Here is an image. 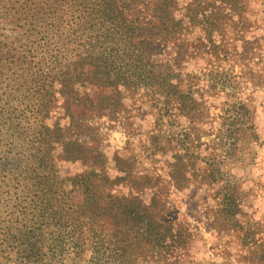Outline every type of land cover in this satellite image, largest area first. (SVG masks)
<instances>
[{"label":"trees","instance_id":"obj_1","mask_svg":"<svg viewBox=\"0 0 264 264\" xmlns=\"http://www.w3.org/2000/svg\"><path fill=\"white\" fill-rule=\"evenodd\" d=\"M247 1L0 0V75L22 88L0 98V125L11 130L6 139L0 132L1 147L10 139L0 178L13 183L17 201L15 212L0 214V264L189 262L195 233L168 218L161 178L138 171L132 153L114 150L108 159L101 129L124 124L127 94L151 107L154 123L175 110L189 126L163 159L166 184L212 181L191 135L211 122L220 92L221 118H232L235 137L227 152L239 138H256L252 108L236 100L233 85L234 69L245 75L255 49L239 33ZM230 115L240 118L237 128ZM166 140L149 130L140 154L167 153ZM64 162L79 170L66 172Z\"/></svg>","mask_w":264,"mask_h":264},{"label":"rangeland","instance_id":"obj_2","mask_svg":"<svg viewBox=\"0 0 264 264\" xmlns=\"http://www.w3.org/2000/svg\"><path fill=\"white\" fill-rule=\"evenodd\" d=\"M179 1L184 4L187 0ZM247 2L244 9L247 20L239 33L242 39L253 40L255 49L249 69L244 70L245 75L238 72V67L234 69L236 82L233 85L236 100L248 102L252 108L256 138L251 142L239 138L235 152H227L226 147L235 137L228 131L232 118H221V108L227 97L220 92L210 107L211 122L205 123L204 120L198 123L191 135L198 138L191 147L198 156L199 165L214 170L212 181L192 179L180 190L166 184L169 177L163 159L180 147L183 131L189 126L188 121L175 110L163 116L161 122L154 123L151 107L140 104L136 95L127 94L125 107L128 118L124 124L101 129V143L108 159L114 150L132 153L136 157L138 171L154 172L161 178L160 184L165 186H161L162 192L169 205L168 218L189 225L195 233L186 264H264V0ZM197 68L193 63L187 64L188 70L198 72ZM11 79L9 75H0V98L11 90L18 88L19 92L22 89L16 87L15 82H10ZM239 119L234 117L233 128H237ZM0 126V132L6 139L5 135H10L11 130L6 125ZM149 130L159 134L162 142L168 139L172 150L165 154L157 153L154 157L140 154L138 140L144 138ZM219 132L225 137L218 139ZM127 139L133 144L126 145ZM9 142L10 139L1 143L0 156L5 155ZM11 152L13 163L15 157L21 156L22 148L19 145ZM108 164L109 174L114 176L116 173L111 161ZM63 168L66 172L79 170L77 164L67 162L63 163ZM14 192L13 183L0 178V214L15 212L13 206L17 201ZM149 196L150 191L147 190L144 198Z\"/></svg>","mask_w":264,"mask_h":264}]
</instances>
